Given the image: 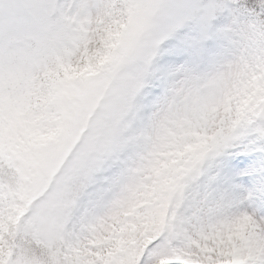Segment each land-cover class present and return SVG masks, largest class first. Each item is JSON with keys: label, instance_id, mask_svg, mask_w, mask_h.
Returning <instances> with one entry per match:
<instances>
[{"label": "snow or ice", "instance_id": "6c2138e0", "mask_svg": "<svg viewBox=\"0 0 264 264\" xmlns=\"http://www.w3.org/2000/svg\"><path fill=\"white\" fill-rule=\"evenodd\" d=\"M0 264H264V0L0 4Z\"/></svg>", "mask_w": 264, "mask_h": 264}, {"label": "rangeland", "instance_id": "374dc122", "mask_svg": "<svg viewBox=\"0 0 264 264\" xmlns=\"http://www.w3.org/2000/svg\"><path fill=\"white\" fill-rule=\"evenodd\" d=\"M9 0H0V4L7 3ZM16 2H25V0H16Z\"/></svg>", "mask_w": 264, "mask_h": 264}]
</instances>
